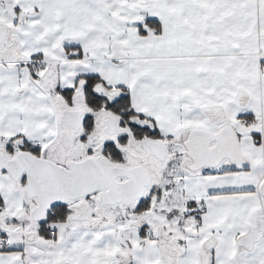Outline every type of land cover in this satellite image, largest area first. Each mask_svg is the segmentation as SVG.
<instances>
[{"label": "snow or ice", "instance_id": "snow-or-ice-1", "mask_svg": "<svg viewBox=\"0 0 264 264\" xmlns=\"http://www.w3.org/2000/svg\"><path fill=\"white\" fill-rule=\"evenodd\" d=\"M0 264H264V0H0Z\"/></svg>", "mask_w": 264, "mask_h": 264}]
</instances>
